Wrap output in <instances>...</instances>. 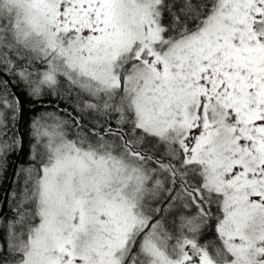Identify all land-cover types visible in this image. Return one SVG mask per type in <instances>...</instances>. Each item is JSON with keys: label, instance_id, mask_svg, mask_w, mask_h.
Here are the masks:
<instances>
[{"label": "snow or ice", "instance_id": "obj_1", "mask_svg": "<svg viewBox=\"0 0 264 264\" xmlns=\"http://www.w3.org/2000/svg\"><path fill=\"white\" fill-rule=\"evenodd\" d=\"M0 264H264V0H0Z\"/></svg>", "mask_w": 264, "mask_h": 264}, {"label": "trees", "instance_id": "obj_2", "mask_svg": "<svg viewBox=\"0 0 264 264\" xmlns=\"http://www.w3.org/2000/svg\"><path fill=\"white\" fill-rule=\"evenodd\" d=\"M25 150H27V146L25 147Z\"/></svg>", "mask_w": 264, "mask_h": 264}]
</instances>
